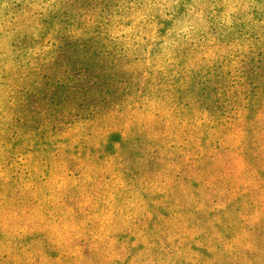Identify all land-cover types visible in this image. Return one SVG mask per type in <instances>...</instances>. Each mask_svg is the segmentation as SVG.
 Here are the masks:
<instances>
[{"label":"trees","instance_id":"16d2710c","mask_svg":"<svg viewBox=\"0 0 264 264\" xmlns=\"http://www.w3.org/2000/svg\"><path fill=\"white\" fill-rule=\"evenodd\" d=\"M131 1L116 0V6L124 9ZM208 4L216 3L166 0L162 7L127 11L135 19L120 18L122 10H114L116 29H107L106 42L97 45L101 49L110 45L114 51L121 45L122 60L127 52L138 55L149 45L144 31L155 22L158 36L219 45L216 60L201 57L188 64L182 60L192 56L176 52L168 55L169 62L157 64L154 58L149 73L159 74L157 84L152 86L155 79L144 86L128 131L120 127L100 131L99 122L91 121L70 128L74 129L69 136L59 135L55 132L59 119L53 112H37L34 99L54 101L56 90L71 92L76 75L53 74L55 61L37 62L33 69L27 65L28 73L19 65L7 79L0 69V246L9 244L16 257L10 260L11 253L4 249L0 264H264V247L258 249L253 241L264 235V156L258 142L264 139V74L258 73L260 69L264 73V52H257L264 49V32L256 42L246 38L236 42L233 35L246 25L235 21L216 23L213 35L204 34L214 11ZM195 8L197 21H203L196 37L195 30L169 31L174 20L182 26ZM45 23L40 31L43 40L54 36L55 29L54 18ZM77 28L87 33V25ZM8 32L0 35L3 42ZM214 34L224 37L213 38ZM17 39L5 41L4 48L17 47ZM230 40L238 49L220 51ZM170 48L174 51L178 44L171 43ZM193 79L198 80L194 85ZM189 86H202L201 95ZM162 94L171 98L172 112L198 104L197 116L189 120L186 112L182 122L195 128L198 144L193 141L185 147L181 137L151 149L159 136L151 138L150 119L138 117L158 108L167 111L164 101H157ZM155 153L159 155L151 159ZM227 154L235 158L225 160ZM184 167L200 172L186 175ZM80 169L74 182V172Z\"/></svg>","mask_w":264,"mask_h":264},{"label":"rangeland","instance_id":"374dc122","mask_svg":"<svg viewBox=\"0 0 264 264\" xmlns=\"http://www.w3.org/2000/svg\"><path fill=\"white\" fill-rule=\"evenodd\" d=\"M103 1L104 0H0V35H4L7 33V30H9L10 32L7 34L9 38L5 41L10 40L11 37L18 38L16 42L18 43L17 47L5 45L4 48L5 41L3 42L4 39L1 40L0 36L1 74H4L7 79V77L11 75V71L20 68L19 65L24 66V68L21 69L23 73H28L29 71L26 68L27 65L33 69V66H35L37 62L47 64L55 61L51 68L53 74L62 77L63 73L68 71V73H73L77 77L75 78L77 83H74L75 87H73L72 84L71 92L63 93V89L56 90L57 95L54 97V101L48 98L37 99L36 97L34 99L35 101L37 100L35 104L37 112H40L41 115L53 112L55 118L59 119L58 122H56L58 130L55 131L59 135L63 134L69 136L74 129L70 128L75 125L90 123L91 121L99 122L98 129L100 131L117 127H120V129L124 131H128L129 125H131L133 120V114H135L133 109L136 107V101L140 98L144 86L148 88L152 81L159 75L157 74L156 77L153 73H149V70H151L150 67H155L150 66L154 58L155 63L158 64L164 63L165 60L169 62L168 55L176 53L181 55L190 54L192 58L187 57L182 60L189 64L193 62V59L194 61H199L201 57H206V59L213 58V60H216V58H214L216 55L215 51L217 49L219 51V45L215 46L217 43L215 45L212 43L211 45L203 46L204 42L195 43L191 40H181L179 42L177 38L178 35L173 37H171L172 35H170V37L158 36L155 22L154 25H148L146 27L147 30L144 31L145 35L143 36L146 38V43H149V45L142 47L138 55L134 53L135 51L127 52V56L122 60V58H120V55L122 56V53H120L122 52L120 50L122 47L121 45L116 51L108 44V47L104 49H101L100 46L98 47L97 45V43L104 44L106 42L104 35L107 29L110 31L116 29L115 25L117 24L114 20H116L118 8L122 10L121 15L118 13L120 18H124L125 15L135 19L131 14L128 15L127 11H133L134 9L139 12V6H142L144 9L146 6L149 7L153 5L162 7L166 0H132L124 6V9L120 6H116V0ZM153 1H156V4H153ZM108 2L109 7L106 6ZM119 3L122 2L119 0ZM215 3L216 4L213 6H209L208 4V10L214 9V11H211L209 14L210 17H212L211 20L208 18L209 15L207 16L209 21L207 26L204 27V34L207 32L213 35L214 30L211 29L216 23L231 25L235 21L242 22L246 25L244 26L245 28L236 30L237 33L233 35L236 42L242 41V39L245 38L248 39L247 42H256L257 38L255 37L259 36L261 31L264 32V0H215ZM169 5L172 6L174 4ZM128 6L132 7L129 8ZM41 7H43V9ZM197 8L201 10V5ZM197 8L192 9L191 12L188 11V19L182 22V26L179 25L180 20H174L170 25L171 29L169 31L172 32L173 30L175 33H184L195 30L193 35L196 37L199 29L197 25L199 23L203 24L202 19L197 21ZM115 9H117V11H114ZM150 12L151 10H149V13ZM153 12L154 14L156 13L155 10ZM46 18H54L55 29L52 31L54 36L51 38L46 37L47 39L43 40L40 31L46 24ZM132 19L128 20L132 21ZM120 21L123 22L124 19ZM82 24L87 25V33H81L82 29L77 28V26ZM174 25L178 26L177 30H174ZM2 26H5V28L3 29ZM71 26L74 27V29H71ZM58 28H60V30H58ZM61 28H64V30ZM12 29H14L16 33H11ZM215 36L220 39L224 37L214 34L213 38H215ZM12 41H15V39ZM235 41L230 40L228 42L229 45H226L227 48L223 46L220 51L228 53L230 49H238ZM171 43H173V45L178 44V48L173 51V49L170 48ZM60 45L63 46L61 51H59ZM197 45L199 46L196 47ZM5 51H9V53L6 54ZM257 52L262 53L264 49H258ZM224 53H221V55ZM238 54L239 53H236V55ZM16 56L17 61L15 62L14 57ZM137 56H139V59L135 58ZM172 60L174 59L171 58L170 61ZM134 61H136V63ZM129 62L130 66L127 64ZM129 67L134 70L128 72ZM258 73H260V75L264 74L261 69ZM147 81H150V83L146 84ZM190 82L194 85L198 80L193 79ZM155 84H157V79L152 83V86ZM159 87V91H163V87ZM189 87L191 89L195 87V90L199 91V95H201L200 89L202 86H198L199 89L196 86ZM166 95H163V98H158L157 101H164L163 105L168 108L167 111H157L158 108L154 113H150L149 110L147 113L138 117V120L144 118L143 121H148V119H150L149 125H153L152 131H150L151 138H153L155 134L159 136H155V138L158 139L152 142L150 147L153 148L151 149H155L154 147H160L161 145H170L173 142L176 143L181 137L183 142L180 143L186 145L185 147L193 143V141L198 144L199 138L195 137V128L192 127V125L189 128V125L183 124L186 120V112L191 114L187 116L189 120L197 116L199 113V108H197L198 104L191 102L189 107H180L178 111L172 112L173 108L169 109L171 108V98L166 97ZM198 99H200V97ZM155 105H157V103ZM143 106L146 107V105ZM180 111L185 112L181 113ZM158 120L160 121L158 122ZM54 137L56 139L58 138L56 135ZM258 142L259 151H262L264 156V139ZM192 146H194V144ZM195 147H197V145H195ZM157 155H159V153L152 154L151 159ZM161 156H163L162 152ZM234 158V155H228L225 160ZM224 166L228 165L225 164ZM81 169L74 172L75 177L72 179L74 182L79 179L78 175ZM89 169L92 170V168ZM199 172V168L190 170L184 167V173L186 175H198ZM15 222L16 220H14V224ZM254 223H256V219L250 222V225H248L246 229H251ZM4 228L11 231V227L9 226L5 225ZM250 236L247 237L246 243L251 241ZM261 236L263 237L253 239L257 246L260 245L258 249L264 247V235ZM0 247V251L7 249L8 252L11 253L9 254V256H11L10 260L16 258L12 253L13 248L10 247L9 244L5 243V245ZM43 263L44 262H40V264Z\"/></svg>","mask_w":264,"mask_h":264}]
</instances>
